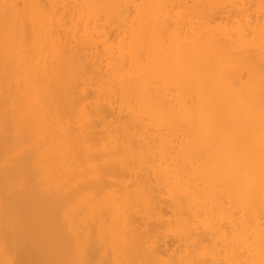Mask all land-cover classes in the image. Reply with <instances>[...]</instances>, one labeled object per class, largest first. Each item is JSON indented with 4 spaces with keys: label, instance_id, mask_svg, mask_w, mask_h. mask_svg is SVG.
<instances>
[{
    "label": "bare ground",
    "instance_id": "6f19581e",
    "mask_svg": "<svg viewBox=\"0 0 264 264\" xmlns=\"http://www.w3.org/2000/svg\"><path fill=\"white\" fill-rule=\"evenodd\" d=\"M0 264H264V0H0Z\"/></svg>",
    "mask_w": 264,
    "mask_h": 264
}]
</instances>
